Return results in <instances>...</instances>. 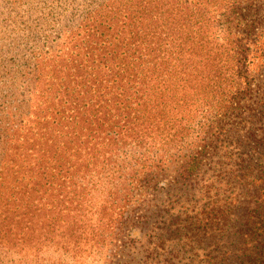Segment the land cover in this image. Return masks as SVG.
<instances>
[{
	"label": "trees",
	"instance_id": "16d2710c",
	"mask_svg": "<svg viewBox=\"0 0 264 264\" xmlns=\"http://www.w3.org/2000/svg\"><path fill=\"white\" fill-rule=\"evenodd\" d=\"M259 5L0 0V264L51 248L78 264L131 222L160 237L180 197L219 191L203 169L237 154L254 199L237 230L227 239L232 208L184 227L225 233L207 264H264V131L237 135L263 102L250 56Z\"/></svg>",
	"mask_w": 264,
	"mask_h": 264
},
{
	"label": "rangeland",
	"instance_id": "374dc122",
	"mask_svg": "<svg viewBox=\"0 0 264 264\" xmlns=\"http://www.w3.org/2000/svg\"><path fill=\"white\" fill-rule=\"evenodd\" d=\"M257 8L256 12L254 11L253 18L259 33L258 39L255 41L256 44L250 49V56L253 59L252 67L257 83L255 94L263 102H259L258 106L253 105L254 112L251 111L252 115L249 120L246 118L242 122V128L237 133L238 136H243L248 131L258 133L264 131V0H260V5ZM240 110L243 111V115L248 113L245 110ZM253 113L257 116H253ZM232 140L233 137L229 135L225 139V146L229 145ZM232 144L235 145L236 143L232 142ZM233 145L231 147H234ZM241 147L244 146L241 145ZM239 149L236 150L239 152ZM254 158L251 169L256 171L257 166L255 164H258L262 159L258 158L257 155H254ZM237 160L238 154L233 155V159L230 157L224 158L216 170L213 169V165L204 168L202 172L206 179L210 175L215 178V185L219 187V191L214 190L212 195L211 193L204 195L200 193V195L191 197V199H186V196L180 197L181 201L185 199L183 204L181 203L182 208L180 211L182 215L177 217L178 213L171 210L166 219L173 218L172 222L175 223L170 224L172 226L165 232H160V237L155 234L150 236L152 233L145 225L137 229L136 225H132L131 222L123 226L122 230H119L120 232L116 229L119 233L117 240L108 242L107 246L102 248L99 247V244H94L92 248L89 245L86 246L85 250L82 251V257L78 264H207L206 253L211 249L214 239L220 235L222 243L229 239V236L231 237L232 233L237 230L234 227L237 226L241 215L244 214L241 205L254 201L252 192L247 191L248 189L242 185L240 178L242 171H232V167H234ZM169 172L173 174L171 171ZM200 172L196 175L197 177L194 176V180L198 181L200 179ZM229 172H233L231 175L236 176L227 177V182L226 176ZM192 182L193 180L190 181L189 187ZM188 192L197 193L194 190H189ZM226 208H232L228 211V221H226V226L230 227V231H232L230 235L227 234V239L223 236L225 233L221 232V228L205 233L203 230L199 231L184 227V225L188 224V221L191 222L196 218L204 217V212H214L215 210L220 214V211ZM219 214L217 215L218 218H216L217 223H220V218H222ZM222 214L225 215V212ZM145 219H148V217ZM167 220L166 223H168ZM112 232L110 231V233ZM213 235L214 237H212ZM37 257L38 255H34L35 260H37ZM41 257L38 262L35 261L36 264L40 262L44 264L53 262L54 264H76L72 261L70 254L61 250L56 251L53 248H51V251H42Z\"/></svg>",
	"mask_w": 264,
	"mask_h": 264
}]
</instances>
